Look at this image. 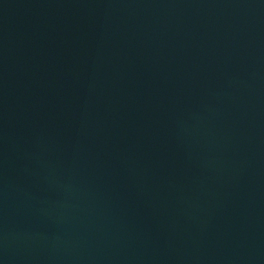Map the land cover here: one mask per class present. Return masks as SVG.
Wrapping results in <instances>:
<instances>
[{"label":"water","instance_id":"obj_1","mask_svg":"<svg viewBox=\"0 0 264 264\" xmlns=\"http://www.w3.org/2000/svg\"><path fill=\"white\" fill-rule=\"evenodd\" d=\"M0 264H264V0H0Z\"/></svg>","mask_w":264,"mask_h":264}]
</instances>
